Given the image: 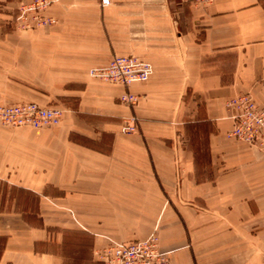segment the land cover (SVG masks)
I'll return each instance as SVG.
<instances>
[{
    "label": "crops",
    "instance_id": "obj_1",
    "mask_svg": "<svg viewBox=\"0 0 264 264\" xmlns=\"http://www.w3.org/2000/svg\"><path fill=\"white\" fill-rule=\"evenodd\" d=\"M49 1L54 22L7 44L53 82L38 104L75 105L0 124V264H102L108 241L152 233L172 264H264V151L227 137L230 99L264 109V0ZM113 56L152 66L133 106L88 76Z\"/></svg>",
    "mask_w": 264,
    "mask_h": 264
},
{
    "label": "built area",
    "instance_id": "obj_2",
    "mask_svg": "<svg viewBox=\"0 0 264 264\" xmlns=\"http://www.w3.org/2000/svg\"><path fill=\"white\" fill-rule=\"evenodd\" d=\"M196 4H208L211 0H190ZM102 7L108 6L110 0H98ZM49 0H31L20 8L21 16L31 17L34 22L26 24V28L33 25L43 26L53 23L50 18L43 16L50 5ZM152 66L134 56H113L102 67L91 68L90 78L104 83L117 84L125 88L120 96L123 104L133 106L138 97L128 88L131 84L146 82L152 74ZM232 110L233 125L227 132V137L254 146L264 151V109L259 108L249 94L240 95L227 102ZM63 111L59 108H45L34 103L0 107V124L14 128L29 126L35 129L57 126ZM137 131V121L134 116L124 118L120 132L125 134ZM95 258L102 264H172L169 254L160 249L158 237L155 233L142 240L128 243L108 241L95 250Z\"/></svg>",
    "mask_w": 264,
    "mask_h": 264
},
{
    "label": "rangeland",
    "instance_id": "obj_3",
    "mask_svg": "<svg viewBox=\"0 0 264 264\" xmlns=\"http://www.w3.org/2000/svg\"><path fill=\"white\" fill-rule=\"evenodd\" d=\"M30 1L0 0V107L8 108L34 103L45 108H59L64 114L67 109L75 105V101L68 97L49 98L50 101L47 103L38 104L36 101L38 99L47 100L48 90L53 82L34 80L32 77L35 76L34 68L36 66L31 63L23 64L20 60L38 59L21 54L19 49L11 51L7 44L8 35L20 34L33 27H38L33 25L26 28L25 25L31 24L34 20L29 16L27 18L25 16L20 17V8Z\"/></svg>",
    "mask_w": 264,
    "mask_h": 264
}]
</instances>
